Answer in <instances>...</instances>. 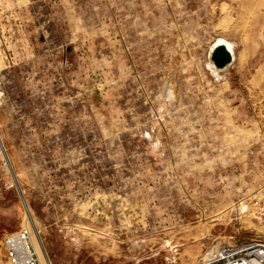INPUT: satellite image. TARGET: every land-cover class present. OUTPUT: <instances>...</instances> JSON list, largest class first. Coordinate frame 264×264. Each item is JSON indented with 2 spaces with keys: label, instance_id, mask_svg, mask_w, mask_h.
Instances as JSON below:
<instances>
[{
  "label": "rangeland",
  "instance_id": "1",
  "mask_svg": "<svg viewBox=\"0 0 264 264\" xmlns=\"http://www.w3.org/2000/svg\"><path fill=\"white\" fill-rule=\"evenodd\" d=\"M263 209L264 0H0V264L28 220L50 264H203Z\"/></svg>",
  "mask_w": 264,
  "mask_h": 264
},
{
  "label": "built area",
  "instance_id": "2",
  "mask_svg": "<svg viewBox=\"0 0 264 264\" xmlns=\"http://www.w3.org/2000/svg\"><path fill=\"white\" fill-rule=\"evenodd\" d=\"M264 218V209L262 210ZM34 229L28 220L20 231L4 239V248L10 264H42L33 242ZM203 264H264V239L218 247L208 254Z\"/></svg>",
  "mask_w": 264,
  "mask_h": 264
},
{
  "label": "water",
  "instance_id": "3",
  "mask_svg": "<svg viewBox=\"0 0 264 264\" xmlns=\"http://www.w3.org/2000/svg\"><path fill=\"white\" fill-rule=\"evenodd\" d=\"M209 60L212 68L219 71H226L234 63V52L228 49L225 42L218 40L209 52Z\"/></svg>",
  "mask_w": 264,
  "mask_h": 264
},
{
  "label": "bare ground",
  "instance_id": "4",
  "mask_svg": "<svg viewBox=\"0 0 264 264\" xmlns=\"http://www.w3.org/2000/svg\"><path fill=\"white\" fill-rule=\"evenodd\" d=\"M220 42H225L226 44H227V46H228V49H230L231 51H233L234 52V45L232 44V43H230V42H227V41H224V40H219ZM210 68L212 69V71L213 70H215V71H218V72H225V71H219V70H216V69H214V68H212L211 66H210ZM227 71V70H226ZM168 94H170L171 95V97L170 96H168V98H170V99H172L173 97H174V91H173V88H169L168 89ZM8 168V167H7ZM30 221V220H29ZM32 227H34L33 229H35L34 231H35V238H34V236H33V242H34V246H35V248H36V251H37V253H38V255L40 256V259H41V262H42V264H50V262L48 261V259H47V257L45 256V254H44V248H43V245L41 244V242H40V239L38 238V231L36 230V227L33 225ZM36 240H37V242H36ZM204 262V261H203Z\"/></svg>",
  "mask_w": 264,
  "mask_h": 264
},
{
  "label": "crops",
  "instance_id": "5",
  "mask_svg": "<svg viewBox=\"0 0 264 264\" xmlns=\"http://www.w3.org/2000/svg\"><path fill=\"white\" fill-rule=\"evenodd\" d=\"M233 64H234V63H233ZM232 66H233V65H232ZM232 66H231V67H232ZM231 67H230V68H231ZM230 68L228 69V71L230 70Z\"/></svg>",
  "mask_w": 264,
  "mask_h": 264
}]
</instances>
